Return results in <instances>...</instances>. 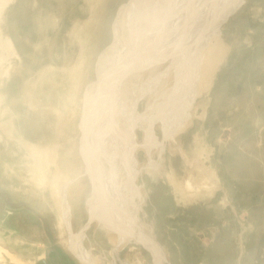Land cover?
Here are the masks:
<instances>
[{
	"label": "rangeland",
	"instance_id": "rangeland-1",
	"mask_svg": "<svg viewBox=\"0 0 264 264\" xmlns=\"http://www.w3.org/2000/svg\"><path fill=\"white\" fill-rule=\"evenodd\" d=\"M163 1H4L0 36L12 41L18 56L0 47V264H82L68 250L69 230L50 184L54 167L46 168L41 184L32 156L34 148L41 150L36 154L45 165L42 151L53 143L67 175L61 185L68 190L72 232L81 233L91 256L106 255L105 264H154L156 258L161 264H264V0L218 5L198 58L192 51L185 59L184 47L172 49L165 67L153 62L131 80L127 70L139 50L129 45L141 41L143 27L150 30ZM105 52L118 58H104L107 70L99 64ZM123 72L129 88L114 81ZM91 98L96 113L86 104ZM119 109L122 140L131 146L119 155L121 225L130 233L124 239L97 225L89 211L93 183L79 152L84 123L111 125L108 118L118 120Z\"/></svg>",
	"mask_w": 264,
	"mask_h": 264
},
{
	"label": "bare ground",
	"instance_id": "bare-ground-1",
	"mask_svg": "<svg viewBox=\"0 0 264 264\" xmlns=\"http://www.w3.org/2000/svg\"><path fill=\"white\" fill-rule=\"evenodd\" d=\"M3 2H1L0 4V10L2 9V6H3V3L5 0H1ZM133 1V0H132ZM151 1V0H149ZM156 1V0H155ZM162 1V0H161ZM165 1V4L163 6V8L160 10L159 14L160 15H157L158 18L155 19V22L154 24L151 25V28L149 30L148 27H143V30L141 31L140 34V39L141 41L137 42L136 44H133V45H129L130 47L133 48V46L135 45V49L136 51L139 50V52H136L135 55H133L134 57V60L132 62V64L129 66V69L127 71H129V74L127 73V76H129L130 74V79L132 80V76L133 75H137L139 76L141 74V71L142 70H149V69H152L154 66V63L153 62H161L162 64V68L164 66V64H168L169 61L168 60V57H170V55L167 56L168 53H170L173 50H175L176 48L180 49V48H185L184 51H185V54L183 56H185V59L190 57L191 55H189V52H195L196 54L195 57L198 58V55L199 53H197L198 51V46H201V42L199 41L200 39H202V37H204L207 33L208 35L211 34L212 32V27L210 28V25L214 26V19H216L218 16H219V9L220 8H224L225 6L228 7L230 6V4L232 3H236L237 1H231V0H228L226 1V3L224 2V0H164ZM163 1V2H164ZM135 2V1H134ZM146 3V1H145ZM150 3V2H149ZM156 3V2H155ZM160 5L161 2H159ZM224 3V4H223ZM132 4V3H131ZM134 4V3H133ZM138 4V2H137ZM142 4V3H141ZM148 4V3H147ZM222 6H221V5ZM231 4V5H232ZM136 5V2L135 4ZM140 5V4H138ZM143 5V4H142ZM221 6L219 8V6ZM132 5H130L129 7H131ZM152 6V5H151ZM156 6V5H155ZM128 7V6H127ZM128 7V9H129ZM143 7V6H142ZM159 7V6H158ZM133 8V7H132ZM139 8H141L139 6ZM127 9V8H126ZM124 10V9H123ZM122 10V11H123ZM138 10L137 8L135 9V11ZM130 11V10H129ZM127 11V13L129 14L130 12ZM139 11V10H138ZM136 11V12H138ZM144 11V10H142ZM151 11V10H150ZM149 11V12H150ZM132 12V11H131ZM140 12V11H139ZM138 12V13H139ZM135 14V12H133ZM141 13V12H140ZM146 13V12H145ZM156 13V12H155ZM125 14V13H124ZM123 14V15H124ZM127 14V16H128ZM152 14V13H151ZM137 16L139 14H136ZM144 15V14H141V16ZM153 17L155 16L154 14H152ZM126 16V15H124ZM131 16V15H130ZM141 16H138V17H141ZM123 17V16H121ZM144 17V16H142ZM156 17V16H155ZM126 18V17H124ZM132 18V17H130ZM146 18V17H144ZM152 18V17H151ZM139 19V18H138ZM147 19V18H146ZM145 19V20H146ZM150 19V18H149ZM148 19V20H149ZM133 20V19H132ZM142 19H139V21L141 22ZM129 21V20H128ZM124 22V20L122 21ZM144 22V21H143ZM211 22L213 24H211ZM120 23V21H119ZM142 23V22H141ZM145 23V22H144ZM118 24V23H117ZM140 24V23H139ZM143 24V23H142ZM141 24V26H142ZM146 24V23H145ZM148 24V23H147ZM120 25V24H118ZM117 25V26H118ZM125 26L127 25H124L123 24V27L125 28ZM130 26V25H129ZM149 26V25H148ZM128 27V26H127ZM119 29L122 28V25L121 27H118ZM132 28V31L135 29H133V26L131 27ZM117 29V28H116ZM118 29V30H119ZM128 29V28H127ZM126 29V30H127ZM208 30V32H207ZM218 30V29H217ZM121 31V30H119ZM132 31L129 30V32L131 34H128V35H131V37L133 36L132 34ZM206 31V33H205ZM219 31V30H218ZM127 32V31H126ZM117 33V32H116ZM125 33V32H123ZM121 34H122V31H121ZM123 35V34H122ZM127 35V34H126ZM125 34L123 36H126ZM135 35V40L138 39V36L136 38V34ZM185 35H187L188 37V40H186L185 38ZM215 35V33H214ZM118 36L120 37L121 35L119 34L118 32ZM117 36V37H118ZM118 37V39H119ZM130 36H128V39H129ZM126 38V37H125ZM121 39V37H120ZM132 39V38H131ZM133 39V40H134ZM117 40V39H116ZM124 40V39H123ZM120 40V42H126L125 40ZM119 41V40H118ZM117 41V42H118ZM143 41V42H142ZM187 41H189L188 43H191L193 44L194 46V49L193 47L191 48L190 45H188ZM207 41V40H205ZM115 42V44L117 43ZM130 42V41H129ZM135 43V42H134ZM206 43V42H205ZM113 44V43H112ZM124 44V43H123ZM127 44V43H126ZM126 44H124L122 47H124ZM131 44V43H130ZM204 44V43H203ZM3 46L4 48H7L9 50V55L11 57L13 56H18L16 50H15V47L12 43V41L8 38V37H4L1 38L0 36V47ZM117 46V45H116ZM127 47H125L126 49H128V45H126ZM140 46V47H139ZM203 46V45H202ZM115 47V46H114ZM120 47V46H119ZM118 47V48H119ZM129 47V48H130ZM116 48V47H115ZM117 48V51H119ZM121 48V47H120ZM139 48V49H138ZM141 48V49H140ZM200 48V47H199ZM112 49V48H111ZM134 49V48H133ZM114 50V49H112ZM116 50V49H115ZM130 50V49H129ZM201 50V49H200ZM203 50V49H202ZM110 51L109 50L108 54H110ZM107 52V51H106ZM105 53H102L104 54L103 58L100 57V59L102 58V61L99 62L102 63L104 61V58L106 57L105 56ZM112 52V51H111ZM129 52V51H128ZM175 52V51H174ZM178 52V50H177ZM192 52V53H193ZM116 53V52H115ZM131 53V52H129ZM133 53H134V50H133ZM204 53V52H203ZM120 54V53H119ZM123 54V53H121ZM127 54V53H126ZM176 54V52H175ZM193 55V54H192ZM193 55V57H194ZM114 58H117L116 56H114V53L112 55ZM111 56V57H112ZM120 57V55H118ZM130 56V54H129ZM174 56V55H172ZM201 56V55H200ZM199 56V57H200ZM110 57V56H109ZM109 57H106V59L108 58V60L111 62L110 58ZM123 57L125 58V56L123 55ZM132 57V58H133ZM113 58V59H114ZM121 58V57H120ZM119 58V59H120ZM167 58V59H166ZM174 58V57H173ZM180 58V57H179ZM191 58V57H190ZM0 59H2V56H1V52H0ZM105 59V60H106ZM112 59V60H113ZM118 59V58H117ZM122 59V58H121ZM127 59V58H126ZM200 59V58H199ZM107 60V61H108ZM179 60V59H178ZM118 61V60H117ZM123 61V60H122ZM205 61V60H204ZM105 62L104 61V64L103 66H101L100 68H106L107 70V67L105 66ZM116 60L113 62L114 64ZM121 62V61H120ZM127 62V61H126ZM174 61H172L170 64H169V67H167V70L168 68L170 69V65L172 66ZM200 62V61H199ZM199 62L197 63V65L199 64ZM107 63V62H106ZM131 63V62H130ZM178 64V63H177ZM193 64V63H192ZM98 65V64H97ZM101 65V64H100ZM99 65V66H100ZM107 65V64H106ZM110 65V64H109ZM108 65V66H109ZM195 65V64H194ZM190 66V64H189ZM193 66V65H191ZM116 67H120V66H117ZM165 67V66H164ZM174 67V65H173ZM172 67V68H173ZM177 67V66H176ZM194 67V66H193ZM195 67H199V66H195ZM109 68V67H108ZM112 67H110L111 69ZM158 68V67H157ZM160 68V67H159ZM97 69V67H96ZM121 69V68H120ZM119 69V72H122L120 71ZM200 69V68H199ZM101 70V69H100ZM105 70V71H106ZM144 70L145 73H147L146 71ZM158 70V69H157ZM160 70V69H159ZM158 70V71H159ZM201 70V69H200ZM98 71V69H97ZM104 71V70H103ZM112 71V69H111ZM183 71V70H182ZM100 72V71H99ZM97 72V73H99ZM108 72V71H107ZM149 72V71H148ZM168 72V71H167ZM171 72V70H170ZM205 72V71H204ZM100 73H103V72H100ZM126 73L123 72L121 74H125L122 75L121 77H119V80L117 78H114V81L117 82V85L121 84L120 86L122 85H127V87L129 88V83H128V80L129 78H127L126 76ZM151 73V72H149ZM155 73V72H154ZM153 73V75H154ZM160 73V72H159ZM179 73V72H178ZM5 74V72H4ZM104 74H106L104 72ZM110 74V73H109ZM144 74V73H143ZM158 74V73H157ZM156 74V75H157ZM203 74V73H202ZM99 77L100 74H98ZM113 75V74H112ZM147 75V74H146ZM152 75V76H153ZM108 76V75H107ZM117 76V75H116ZM196 76V75H195ZM202 76V75H201ZM98 77V80L101 79ZM123 77V78H122ZM126 77V78H125ZM140 77V76H139ZM139 77L137 78V80H139ZM148 77V76H147ZM104 78V76H103ZM102 78V79H103ZM122 78V79H121ZM141 78V77H140ZM161 78V77H160ZM170 78V76H169ZM101 79V80H102ZM106 79V78H105ZM128 79V80H127ZM144 79V77H143ZM101 80H100V84H101ZM113 80V79H112ZM134 80H136L134 78ZM142 80V79H141ZM165 80V79H164ZM106 81V80H105ZM130 81V80H129ZM140 81V80H139ZM143 81V80H142ZM147 82V80H145ZM167 81V80H166ZM165 81V82H166ZM104 82V81H103ZM114 82V83H115ZM136 82V81H135ZM145 82V83H146ZM155 82V81H154ZM161 82V81H160ZM201 82V81H199ZM99 83V82H98ZM113 83V85H115ZM131 83V82H130ZM133 83V82H132ZM143 83V82H142ZM151 83V82H150ZM134 84V83H133ZM148 84V83H147ZM163 84V83H162ZM170 85V83H168ZM167 84V86H169ZM171 84H172V81H171ZM202 84V83H201ZM102 85H105L104 83L101 84ZM116 85V86H117ZM132 85V84H131ZM146 85V84H145ZM98 86V85H97ZM124 86V87H125ZM132 86H135L133 88L136 89L137 91V88H136V85H132ZM130 86V87H132ZM148 86V85H147ZM150 86V84H149ZM162 86V85H161ZM104 87V86H103ZM102 87V89H103ZM138 87V86H137ZM143 87V86H142ZM174 87V86H173ZM94 88V87H93ZM95 88H98V87H95ZM119 88V87H118ZM126 88V87H125ZM123 88V89H125ZM132 88V89H133ZM152 88V86H151ZM162 88V87H161ZM164 88V87H163ZM116 89V87H115ZM148 89V88H147ZM150 89V88H149ZM199 89V88H198ZM95 91H97V89H93ZM100 91L101 88L99 89ZM104 90V89H103ZM107 90V89H106ZM144 90V89H143ZM154 90V88H153ZM117 91V90H116ZM147 91V90H146ZM149 91L152 92V89H150ZM147 91V92H149ZM159 91H162L159 90ZM168 91V90H167ZM99 92V91H98ZM104 92V91H102ZM114 92V91H113ZM126 92V91H124ZM143 92V91H142ZM145 92V90H144ZM164 92V91H163ZM92 93V92H91ZM94 93V92H93ZM92 93V94H93ZM97 93V92H96ZM100 93V92H99ZM118 93V92H117ZM138 93V92H136ZM153 93V92H152ZM162 93V92H161ZM166 93V92H165ZM102 94V93H101ZM106 94V93H105ZM109 94V93H108ZM113 94V93H112ZM111 94V95H112ZM117 95V94H116ZM160 95V94H159ZM102 96V95H101ZM115 96V95H114ZM126 96V95H125ZM151 96V95H150ZM89 97V96H88ZM92 97V96H91ZM95 97V94L93 96V99ZM99 97V94L98 96ZM118 99L117 100H122L119 96V94L116 96ZM166 97V96H165ZM126 98V97H125ZM132 98V97H131ZM87 99V98H86ZM98 99V98H97ZM129 99V98H128ZM89 100V99H88ZM99 100V99H98ZM102 100V99H100ZM119 100V101H120ZM130 100V99H129ZM160 100V98H159ZM87 101V100H85ZM91 101V102H89ZM88 102L89 103H86L88 105H86L85 107L86 108H90L91 110L89 111H92L93 108V105L91 104L92 103V98L91 100H89ZM104 101V100H103ZM109 101V100H108ZM162 101V100H161ZM98 102V101H97ZM97 102H94L93 101V104L94 103H97ZM128 102V101H126ZM167 102V101H166ZM111 103V102H110ZM129 103V102H128ZM162 103V102H161ZM117 103H115L116 105ZM119 104V103H118ZM127 104V103H126ZM131 104V103H129ZM155 104V103H154ZM157 104V102H156ZM163 104V103H162ZM93 108H91V106ZM128 105V104H127ZM88 106V107H87ZM100 107V106H99ZM117 107V106H116ZM153 107V106H152ZM151 107V108H152ZM160 107V106H159ZM110 108V106H109ZM112 108V107H111ZM114 108V107H113ZM129 106L126 108L128 109ZM154 108V107H153ZM167 108V107H166ZM85 109V108H83ZM99 109V108H98ZM123 109V108H121ZM119 109L117 112H118V120H116V118L114 119L113 117V120L110 119V117L108 118L109 121L112 123L111 125L108 124L109 122H104L103 119H101L100 121L98 120H92L91 121H87L84 123V127H82V136H81V147L79 148V152L81 153L82 157H83V160L85 161L86 163V167H87V173L93 183V187H92V192H91V197L89 198L88 200V208H89V211L93 212L95 214V221L97 223V225L100 223H102V225L104 226H107L108 227H111L112 228V231L116 229L115 232H113L112 236H114V238L116 236H123V239L127 237L129 231L126 232V230H123V227L121 225L122 221L121 219H123V213H126L125 212V209L126 207H123V205H125L123 203V205H120V200H121V197H120V190H119V187H120V184H121V177L123 178V176H121V170L119 169V155H124V152H125V149L128 148L130 149L129 146H127L128 144L124 141V139L122 140V136H121V133L124 134V132H122V129H121V125L119 123V121L122 119V116L124 115L123 113V110ZM165 109V107H164ZM97 110V109H96ZM94 109V111H96ZM109 111L111 109H108ZM113 110V109H112ZM150 112L153 110V109H149ZM148 110V112H149ZM154 110H156L154 108ZM163 110V109H161ZM83 111V110H82ZM87 111V110H86ZM108 111V112H109ZM167 111V110H166ZM85 112V111H83ZM93 112V111H92ZM113 112V111H112ZM110 112V113H112ZM127 112V111H126ZM157 112V111H155ZM88 113V112H87ZM86 113V114H87ZM93 113H96V112H93ZM107 113V112H106ZM160 113V112H159ZM83 114V113H82ZM85 114V115H86ZM89 114V113H88ZM130 114V113H129ZM157 114V113H156ZM181 114V112H180ZM184 114V113H183ZM84 115V116H85ZM90 115H92V113L90 112ZM96 115V114H95ZM109 115V113H108ZM117 115V114H116ZM182 115V114H181ZM185 115V114H184ZM131 116V115H129ZM96 117V116H95ZM112 117V115H111ZM188 117V116H187ZM186 117V118H187ZM182 118V117H181ZM185 118V117H184ZM94 119V118H93ZM107 119V120H108ZM130 119V118H129ZM115 120L117 121V123L115 122ZM181 120V119H179ZM123 121V119H122ZM184 122V121H183ZM58 126V125H57ZM61 127V125H60ZM166 127V126H165ZM172 127V126H171ZM62 128V127H61ZM129 128V127H128ZM125 129V128H124ZM57 130H59L58 132H60V128H58ZM127 130V129H126ZM175 130V129H174ZM173 130V131H174ZM172 131V132H173ZM176 131V130H175ZM57 132V133H58ZM126 133V132H125ZM60 134V133H59ZM175 133L173 132V135ZM122 141V143H121ZM125 142V143H124ZM28 145V144H27ZM150 145V144H149ZM33 149V147H32ZM37 148H34L32 150V156L36 159V167L38 168L39 172L41 173V177L42 179L40 180V183L41 184H44L47 180H48V176H47V172L45 173V170L47 167H49L50 165L54 167V175H53V178L51 179V186H52V190H53V194H54V198H55V204L57 205L58 209H59V216H60V221L64 222L67 227H68V230H69V243H68V250H70L73 254H75L77 256V258L81 261L82 264H105V261L107 260L106 259V255L104 256V254L102 255H98V256H91L90 253H88L87 251H85L83 249V246L81 244V233L78 235H76L75 233L72 232V228H71V225H70V216H69V213H68V208L67 206L65 207V202H64V196L66 194V192L68 191L67 190V186H62V182L63 180L66 179L67 175L64 174V172L61 171L60 167H59V162H58V157L56 158V153H57V143H53V144H50V146L48 147H45V150L42 151L44 152V160H45V165L43 164L44 162L41 161V159L37 156V152L36 151H41V150H35ZM197 149V148H196ZM200 149V148H199ZM127 150V149H126ZM41 152V153H42ZM38 157V158H36ZM123 159V158H122ZM52 172V171H51ZM53 174V172H52ZM127 174V173H126ZM169 174V173H168ZM49 175V174H48ZM130 176V175H129ZM172 177V176H171ZM173 179V182L176 186H178L180 188V184H179V181L176 179V178H172ZM123 180V179H122ZM131 185V184H130ZM126 187V186H125ZM127 188V187H126ZM130 190V187L128 189V191ZM128 191L126 193L125 191V195H128ZM124 194V193H123ZM124 199V198H123ZM125 202V201H123ZM128 206V205H127ZM90 214V212H89ZM125 215V214H124ZM94 218V217H93ZM111 221V223H110ZM112 224V225H109ZM130 227V226H129ZM128 227V228H129ZM101 228V226H100ZM103 228H106V227H103ZM106 228V229H107ZM109 230V229H108ZM129 230L131 231V228H129ZM82 231V230H81ZM83 233V232H82ZM110 233V232H109ZM128 233V234H127ZM110 235V234H109ZM138 235V234H137ZM113 239V238H112ZM143 239V243H144V238H140V240ZM148 240V239H147ZM118 241V240H117ZM149 241V240H148ZM148 241L146 242V246L147 247H150L147 243ZM150 242V241H149ZM152 242V241H151ZM145 244V243H144ZM108 263V262H107ZM127 264H136V261L135 262H129ZM138 264H142L141 262H139ZM154 264H161L160 262V259H155V263Z\"/></svg>",
	"mask_w": 264,
	"mask_h": 264
},
{
	"label": "water",
	"instance_id": "water-1",
	"mask_svg": "<svg viewBox=\"0 0 264 264\" xmlns=\"http://www.w3.org/2000/svg\"><path fill=\"white\" fill-rule=\"evenodd\" d=\"M219 24H220V23H219ZM27 213L32 217V219H33V218H36V215H35L33 212L27 210Z\"/></svg>",
	"mask_w": 264,
	"mask_h": 264
}]
</instances>
